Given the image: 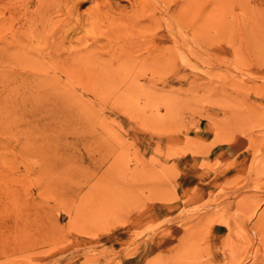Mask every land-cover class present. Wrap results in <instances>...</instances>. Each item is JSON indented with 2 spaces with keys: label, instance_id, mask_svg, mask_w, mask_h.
Masks as SVG:
<instances>
[{
  "label": "rangeland",
  "instance_id": "1",
  "mask_svg": "<svg viewBox=\"0 0 264 264\" xmlns=\"http://www.w3.org/2000/svg\"><path fill=\"white\" fill-rule=\"evenodd\" d=\"M0 264H264V0H0Z\"/></svg>",
  "mask_w": 264,
  "mask_h": 264
}]
</instances>
